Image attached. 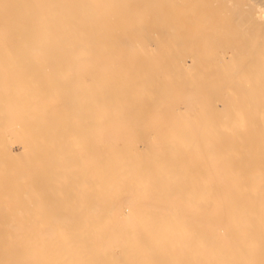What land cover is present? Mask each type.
Returning <instances> with one entry per match:
<instances>
[{
  "label": "bare ground",
  "instance_id": "1",
  "mask_svg": "<svg viewBox=\"0 0 264 264\" xmlns=\"http://www.w3.org/2000/svg\"><path fill=\"white\" fill-rule=\"evenodd\" d=\"M0 264H264V0H0Z\"/></svg>",
  "mask_w": 264,
  "mask_h": 264
},
{
  "label": "rangeland",
  "instance_id": "2",
  "mask_svg": "<svg viewBox=\"0 0 264 264\" xmlns=\"http://www.w3.org/2000/svg\"><path fill=\"white\" fill-rule=\"evenodd\" d=\"M15 146H16V147H15ZM12 148H13V150L15 149L14 151H17V149H19V145L15 143V144L12 145ZM16 148H17V149H16Z\"/></svg>",
  "mask_w": 264,
  "mask_h": 264
}]
</instances>
